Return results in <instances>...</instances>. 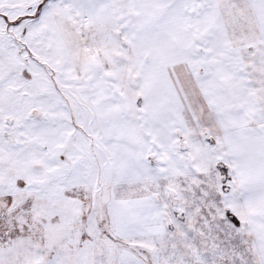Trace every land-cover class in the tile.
Returning <instances> with one entry per match:
<instances>
[{
    "label": "snow or ice",
    "instance_id": "1",
    "mask_svg": "<svg viewBox=\"0 0 264 264\" xmlns=\"http://www.w3.org/2000/svg\"><path fill=\"white\" fill-rule=\"evenodd\" d=\"M0 264H264V0H0Z\"/></svg>",
    "mask_w": 264,
    "mask_h": 264
}]
</instances>
